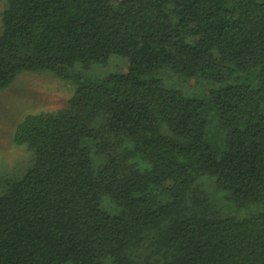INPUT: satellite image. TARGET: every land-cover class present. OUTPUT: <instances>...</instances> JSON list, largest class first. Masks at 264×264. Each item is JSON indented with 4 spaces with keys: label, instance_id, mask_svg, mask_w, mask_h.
Returning <instances> with one entry per match:
<instances>
[{
    "label": "trees",
    "instance_id": "obj_1",
    "mask_svg": "<svg viewBox=\"0 0 264 264\" xmlns=\"http://www.w3.org/2000/svg\"><path fill=\"white\" fill-rule=\"evenodd\" d=\"M2 22L0 89L128 68L18 123L32 165L0 179V264H264V0H8Z\"/></svg>",
    "mask_w": 264,
    "mask_h": 264
},
{
    "label": "rangeland",
    "instance_id": "obj_2",
    "mask_svg": "<svg viewBox=\"0 0 264 264\" xmlns=\"http://www.w3.org/2000/svg\"><path fill=\"white\" fill-rule=\"evenodd\" d=\"M8 0H0V34L3 30L2 14ZM128 68L126 57L111 54L104 62H94L88 67L75 63L67 77H58L51 70H23L6 88L0 89V179L22 175L32 165V153L16 145L13 136L18 123L30 113L52 111L64 107L76 87L85 81L102 80L113 73H124ZM158 77L163 84L180 90L190 97L205 98L213 86L207 81L174 75L169 69L161 70ZM210 115L209 129L212 144L220 147L215 117ZM212 194L217 195L213 183H207Z\"/></svg>",
    "mask_w": 264,
    "mask_h": 264
}]
</instances>
